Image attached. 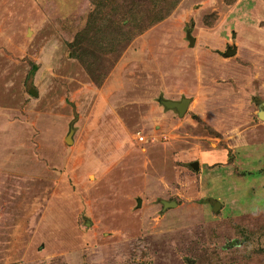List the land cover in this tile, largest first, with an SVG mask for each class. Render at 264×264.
Here are the masks:
<instances>
[{
    "label": "rangeland",
    "instance_id": "1",
    "mask_svg": "<svg viewBox=\"0 0 264 264\" xmlns=\"http://www.w3.org/2000/svg\"><path fill=\"white\" fill-rule=\"evenodd\" d=\"M262 101L264 0H0V264H264Z\"/></svg>",
    "mask_w": 264,
    "mask_h": 264
},
{
    "label": "water",
    "instance_id": "2",
    "mask_svg": "<svg viewBox=\"0 0 264 264\" xmlns=\"http://www.w3.org/2000/svg\"><path fill=\"white\" fill-rule=\"evenodd\" d=\"M191 29H186V39L188 40L189 42V45L192 46L194 44V38L193 36L191 35ZM235 52V48L232 47L230 49H228L225 54L226 55H231ZM29 91L33 94V95H36L37 94V91L33 88V87H30L29 88ZM158 102L166 109H173L177 112V115L178 116H182L188 105H189V102H190V98L189 97H185V96H182L179 100H175V99H168V98H163V97H159L158 98ZM257 116L260 118V119H263L264 120V101H262L261 103V106L259 107L258 111H257ZM71 133H72V130L68 133L67 137H66V141L67 142H70L71 139H70V136H71ZM191 167H193L194 169H197L198 168V162L197 161H193V162H190L189 163ZM160 202L162 203V209L164 210L165 208L167 207H173L176 205V202L175 201H167L165 199H161ZM136 203H137V206L139 207L140 206V203H141V199L138 197L136 199ZM219 202L216 201L214 202L213 204V208H217L219 206Z\"/></svg>",
    "mask_w": 264,
    "mask_h": 264
},
{
    "label": "crops",
    "instance_id": "3",
    "mask_svg": "<svg viewBox=\"0 0 264 264\" xmlns=\"http://www.w3.org/2000/svg\"><path fill=\"white\" fill-rule=\"evenodd\" d=\"M231 48H232V47H231ZM234 48H235V52H234L233 54L236 53V47H235V45H234ZM228 49H230V48H228ZM228 49H226V51H227ZM226 51H225V52H226ZM225 52H224V56H225V57L230 56V55H226ZM231 55H232V54H231ZM189 98H190V97H189ZM190 101H191V99H190ZM189 103H190V102H189ZM261 103H262V102H261ZM263 140H264V139H263ZM257 161L259 162V160H257ZM198 166H199V164H198ZM260 170H261V168H260ZM260 170H258V171H260Z\"/></svg>",
    "mask_w": 264,
    "mask_h": 264
}]
</instances>
